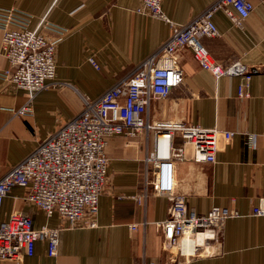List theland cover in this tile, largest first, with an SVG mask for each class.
<instances>
[{"label":"crops","instance_id":"1","mask_svg":"<svg viewBox=\"0 0 264 264\" xmlns=\"http://www.w3.org/2000/svg\"><path fill=\"white\" fill-rule=\"evenodd\" d=\"M213 1L162 0L161 7L169 20L183 25ZM249 1L254 8L243 28L219 11L213 22L220 36L199 38L213 61L247 67L249 96H238L241 77L215 78L198 67L189 49H182L177 54L181 85L166 99L152 101L147 111L150 123L187 122L234 133L216 153L215 163L187 160L175 165V188L184 196L188 211L203 215L213 206H222L241 215L225 221L221 238L212 241L208 255L185 261L176 255V264H264V216L251 215L264 198V0ZM137 6L138 0H0V10L15 9L29 16L30 30L44 21L64 31L63 35L46 32L49 39L57 40L53 82L62 86L39 92L30 114L17 115L27 93L0 79V178L60 124L75 117L83 109V99L100 97L168 39L169 24L136 13ZM1 36L0 30V44ZM7 67L0 57V70ZM151 136L108 139L107 177L95 227L62 231L55 257H49L46 243L39 241L32 256L0 264H172L154 225L165 219L168 201L144 196L150 192L144 160ZM24 196L25 190L15 187L4 197L0 222L22 211L35 229L65 225L57 215L48 218L27 205ZM131 225L137 228L131 230Z\"/></svg>","mask_w":264,"mask_h":264},{"label":"built area","instance_id":"2","mask_svg":"<svg viewBox=\"0 0 264 264\" xmlns=\"http://www.w3.org/2000/svg\"><path fill=\"white\" fill-rule=\"evenodd\" d=\"M161 3L162 0H138L136 8V13L164 21L172 29L158 50L100 97L83 99V109L75 117L60 124L1 176L0 212L4 197L18 187L25 190L27 205L36 207L48 218L57 215L65 225L35 229L28 214L10 213L0 222V261L32 256L39 241L46 243L47 255L55 257L62 231L96 226L98 200L107 177L105 147L108 139L120 135H152L144 160L150 192L145 191L144 196L154 195L168 201L165 219L154 225L162 234V251L172 264L178 262L176 255L181 261L208 255L212 241L221 238L225 221L241 216L235 208L222 206H213L203 215L188 211L184 196L176 191L174 178L179 162L215 163L216 153L229 143L234 133L187 122L150 123L147 111L152 101L166 99L181 85L183 73L177 65V54L182 49H189L198 67L215 78L241 77L238 96H249L246 87L251 74L247 67L239 62L223 66L213 61L199 38L220 36L213 22L219 11L236 27L243 28L253 4L249 0H215L188 23L179 25L165 16ZM28 23L29 16L15 9L0 10V57L8 65L0 70V79L27 93L26 103L17 112L21 116L30 114V104L39 92L55 84L62 86L53 82L57 40L49 39L46 32L63 35L64 31L44 21L38 29L30 30ZM90 63L96 67L91 59ZM251 215L264 216V198L251 209ZM136 228L137 225L130 226L131 230Z\"/></svg>","mask_w":264,"mask_h":264},{"label":"rangeland","instance_id":"3","mask_svg":"<svg viewBox=\"0 0 264 264\" xmlns=\"http://www.w3.org/2000/svg\"><path fill=\"white\" fill-rule=\"evenodd\" d=\"M173 252H174V250H173ZM179 260V259H178Z\"/></svg>","mask_w":264,"mask_h":264}]
</instances>
